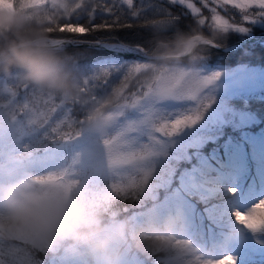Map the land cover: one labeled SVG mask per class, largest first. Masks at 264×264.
Masks as SVG:
<instances>
[{
    "label": "trees",
    "instance_id": "obj_1",
    "mask_svg": "<svg viewBox=\"0 0 264 264\" xmlns=\"http://www.w3.org/2000/svg\"><path fill=\"white\" fill-rule=\"evenodd\" d=\"M98 2L99 0H66L65 11H59L57 15L52 16V22L46 17L43 19L41 18V14L45 16L43 9H31V12L29 13L30 19L17 25L9 26L8 30L0 35V49L8 48L13 41L19 39L20 35H23L32 41L42 37L51 40L52 35H73L68 33L50 34L48 29L53 23H67L68 17H73L71 22L76 23L77 21L75 20V17L83 16L93 3ZM143 5L148 9L145 13L148 18H152L155 15H164L163 12L159 11L160 8H164L171 9V14L179 19L170 23L168 26L157 22L150 29L144 28L141 26L143 24V19L137 20L127 16L126 13L128 12V9L126 6H121L117 2V7H122L120 13L122 17L121 23L131 24L132 27H114L111 29L98 30L79 37V39L86 41V43H94L96 41H119L127 45H143L146 49L145 52L149 55H167L173 53L177 47V41L184 36H197L202 34L211 40L212 38H215L216 43L222 45H227L238 39L235 35L236 33L233 31H231L230 34L223 36V38H217L215 35H212V33L210 34L208 31L198 26L195 18L191 13L187 12L189 10L180 4H170L165 0H143ZM134 6L138 9L140 8L139 0H134ZM224 13L226 16L237 17V12L235 10H233L232 13H228L226 10ZM105 18L111 23L110 18ZM101 22L102 18L97 14L95 23L99 24ZM80 23L86 25L87 20L81 18ZM262 32L263 33L254 32L253 35L264 37V28ZM251 43H255V45L258 46V56L253 54L249 55L247 53L243 54V48ZM44 50L49 52L53 60L64 69L65 73H67L66 75L75 85L74 91L72 93H64L47 90L29 82L23 75L24 71L18 67H12L9 70L0 67V104L4 105L3 107H0V117H6V112L9 111L11 100L15 99V96H12L10 99L9 94L13 92L15 94H20L23 92L24 88H27L29 90L35 89L40 93L46 94L47 97L59 98L61 103L77 105L75 116L79 120H86L85 125L92 128L94 125L92 121L94 113L99 112L101 117H104L109 115L116 106L123 103H130V107L133 105L132 103L136 102V100L145 96L146 92L150 90L147 82H150V85H153L158 80L155 79L150 81L149 77L154 73L160 77L161 72L164 70L161 69L155 71L154 68H158L160 64L166 65L168 63L169 65L165 67L166 69L174 63H176L177 66L188 64L184 61L179 62L178 60L176 61L172 59H163L156 63L143 60L142 62L144 64L152 68L147 67L142 70L136 79L129 85V89L126 90L124 94L118 95V89L122 86L120 83L119 71L114 73L107 85L95 88L94 91H89L88 89H91L92 85L85 83L89 77L79 69L78 62L81 64H89L93 61H97L101 68H111L110 66L115 67L120 64L118 67L119 69L125 64L136 62L138 58L124 55L123 59L118 60L113 56V53L85 46H75L69 49L48 48ZM215 55L221 56L217 59L218 61L215 65H218V67L222 69H238L242 65L264 68V46L260 42L257 43V41H247L244 44H241L237 50L232 52L220 51L212 48L209 52L208 59L206 60L208 65L211 64L210 61L216 57ZM189 64L192 66H199V64H202L201 67L207 68V64H205L204 61L197 64ZM210 66H214V64H211ZM93 68H96V64L93 65ZM230 79L227 81H230ZM23 82H28V84ZM8 86L9 88H7ZM232 101L236 106L235 107L232 104L235 111H229L228 113L225 112L224 117L221 118L223 121L221 120L218 121V123H210L211 119L203 120L204 123H199L198 128L196 127L197 130H195V133H199L197 136L213 139L217 137L215 141L208 139L207 142L203 144V148L199 149L202 151L200 154H202V157H204L207 162L204 168H202L204 164L203 158L197 160V154L193 148H189L185 153V156H177L178 158L172 157L173 161L171 162V165L166 167L163 172V179L156 185L154 191L149 194V198H144L142 201V196L146 194L139 195L138 199L112 197L107 200L105 199L102 205L99 206L94 204L95 199L93 202V200L82 198L78 206L62 208L60 210V216L57 218L58 224L50 231L52 235L49 234L51 241L48 246H45V244L40 241L32 243L28 239H20L8 225H3L2 228H0V248L3 250L7 249L9 246L19 248L20 253H17L16 257L20 254L21 259L25 262L23 263L27 264L25 257H28L30 248H36V244L38 246L41 244L39 249L44 253L47 259V264H58L61 260V254L64 255V248H62L63 245H66L67 247L65 248L67 249H75L73 246L74 243H77L80 246L89 245L91 242L89 236L91 237L94 231L98 230L100 228L99 226L103 225L104 222L110 224L111 221L124 219L123 240L129 247L130 251L142 258L144 262L147 264H164L167 259H183L185 255H177V250L169 244V237L165 238V240H159V236H156L154 233L155 231L166 227L165 222L168 220L166 218L167 215H156V217L153 218L149 217L147 213H144V210H151L160 205V191L169 185L171 178L174 176L175 180L170 183V185L173 184L170 187L174 188V191L172 190L171 194L174 198L181 196L179 191L183 192V194L186 193L182 186V182L188 176H190L188 178V180H190L188 189H190L194 195L205 188L211 193L214 190L215 193L218 195L221 194V197L225 198V195L222 193L223 190L221 188H216L217 182L221 181L223 178L225 179V176H229L230 174L233 175V172L236 171V167L234 168L232 165L235 164L234 161H231L228 157V155L234 154L235 151H233L232 148H225L223 144V146L220 145L216 147V144L218 142V144L222 143L224 136L227 135L235 136L237 141L248 145L251 137L250 134H255L258 130L264 129V91L247 92L245 90H238L237 97L233 98ZM245 104L250 106H245ZM11 108L14 111L12 106ZM238 109H241L246 113L250 111L257 114L260 118V122H256L257 124L251 127L244 126L242 129H237L231 122L233 121V118H237L240 115ZM246 130L250 134L245 133ZM41 133L42 132L37 135V131L35 130L33 132L34 138L40 137ZM192 150L193 156L190 155V151ZM183 151L182 147V149H179L175 155L182 154ZM22 156L24 155L22 154ZM237 165L241 166L240 162H238ZM206 179L207 182H205ZM226 179L230 183H234L231 181L232 177H227ZM193 181H196L197 184L201 183L198 190L195 189L196 183L194 184ZM219 187H221V185H219ZM192 192H190V194L187 193L188 195H192L191 197L195 203L194 205L191 203L192 209L190 210L192 213L194 232L193 242L190 243L195 250L190 253L193 254L195 251L197 254L202 253L206 256L209 255L210 252H219L223 249V240H226L228 247L231 249L236 243V235L241 233V229L235 227L232 228L230 227V224L225 221H220L218 219L219 217H216L218 211L226 207L227 203L222 200V198L213 196L212 200L209 201L213 202L212 207L206 208L205 206L209 204V202L205 205L198 198L193 197ZM137 214L144 216H142V218H137ZM2 215L5 219L9 218V215L5 213ZM210 221L211 223H209ZM16 225L22 226L23 224L19 222ZM146 231H151V235L143 236L142 234ZM249 232V235H247L249 246L256 243L259 250L264 248V232ZM19 240H24L25 243L20 245L17 243ZM156 243H158L160 247H156ZM175 246L180 251L181 248L178 245ZM234 256L237 257V264H264V257L256 259V253L254 254V257L247 258L245 256L243 258L238 251ZM155 259L157 260V263H154L153 260Z\"/></svg>",
    "mask_w": 264,
    "mask_h": 264
},
{
    "label": "rangeland",
    "instance_id": "obj_2",
    "mask_svg": "<svg viewBox=\"0 0 264 264\" xmlns=\"http://www.w3.org/2000/svg\"><path fill=\"white\" fill-rule=\"evenodd\" d=\"M53 3L57 6V8L55 12L51 13L52 16L57 15L59 11H65L66 0H53ZM14 5H16L17 10L23 14V19L20 23L30 19L29 13L31 10H22L21 0H14ZM233 10L235 9H231L230 7L227 9L228 13H232ZM43 13L45 16L41 14L42 19L49 15V12L47 11L43 10ZM222 14L225 15L224 11H222ZM204 15H209L207 9H205ZM240 15L241 14L237 12V17H235V21L237 23L240 22ZM248 27L251 32L248 31L246 33H240L233 31L236 33L235 35L238 39L235 42L233 41L227 45H224L223 48H225V51L232 52L237 50L240 47L241 40L254 36V32L263 33L262 30L264 28V22L250 24ZM8 28L9 26H0V35L7 31ZM205 30L210 34L212 33V35H215V31L217 29L213 28L211 30ZM230 32L226 34H230ZM223 36L226 35L216 37L223 38ZM261 38L264 39V37ZM51 41L52 39L50 40L46 37H42L34 40L33 43L43 47L45 44L49 46L52 45ZM261 44L264 46V43ZM43 49H48V47H43ZM211 50V47L208 48L206 46H199L191 55L176 59L179 62L184 61L192 64H197L204 61V63L207 64V68L201 67L203 63L199 64V66L194 65L192 67L191 65H188L189 67L182 66V64L181 66H177V64L174 63L166 69L165 67H167L169 63L166 65L159 63L160 66L158 68H154V70H164L161 72L160 77L155 75V73L149 77L150 81L155 79L158 80L153 85H150V82H147L150 90L146 92L145 96L136 100V102L130 107H127L126 104L118 105V107L116 106V108L111 111L109 115L102 117L106 118L103 128L98 129L95 127V125H93L92 128H89L88 125H85L86 120H84V122L79 126L83 130L81 138L71 145L64 146L67 149V154L62 160H59L56 163H41L39 162L41 158L31 160L29 152L14 145H8L4 149H0V179L6 178L11 173L15 174L17 172H23L30 168L39 166L40 164L45 165L46 168L44 170L34 171L28 177H24L22 179L24 182H30L31 188H22L21 192L36 193L39 195L46 206L45 220L47 222V228L45 230H41L36 227H28L25 225L17 226L16 224H18L19 221L8 212L7 201L4 202L2 200V203L0 204V228H2L3 225H8L11 230H13L15 235H17L20 239H28L32 243L40 241L43 242L45 246H48L51 241L49 234L52 235L50 231L58 224L57 218L60 216V210L62 208L78 206L82 198L86 200H93V202L95 199L94 204L96 206L102 205L105 199L107 200L112 197H118L115 195V190H111V185L113 183H121L126 181L129 177L142 176L144 171H151L152 176L150 177L149 182L140 192V195L146 194L142 196L143 201L144 198L150 197L149 194L154 191L156 185L163 179V172L168 165H171V162L173 161L172 157L178 158L177 156H185V153L189 148H193L197 154V160L203 158L204 164L202 168H204L207 162L205 161L204 157H202V154H200L202 151L199 149L203 148V144L207 142L208 139L215 141L217 137L213 139L197 136L199 133H195V130H197L198 124H203V120L208 119H211L210 123H218V121H221V118L224 117L225 112L228 113L229 111H235V108L232 106V99L237 97L238 90H245L247 92L264 91V68L262 69L253 66L242 65L238 69H222L219 68L218 65H215L217 64V59L221 57L218 55H215L216 57L210 61L211 64H214V66H210L211 64L208 65L206 60L208 59L209 52ZM258 50V46H256L255 43H251L243 48V54L247 53L249 55L253 54L258 56ZM145 54L147 53L145 52ZM119 65L115 66V68L118 69ZM110 67L112 68V66ZM147 67L149 66L146 65V68ZM216 73H220L219 78L214 80L209 86L205 88L203 86V78L215 75ZM23 75L26 77L25 73ZM229 79L230 81H227ZM23 83L28 84V82ZM7 88H9V86ZM13 94L15 93L13 92ZM192 96H195L196 100H191L190 97ZM208 98H211L214 103L212 104L211 108L207 110L203 119L198 122L196 126L182 130L175 136L167 138L162 137V135L156 131V127L162 125L163 123L189 114L191 109L196 106L198 100ZM245 106L250 105L245 104ZM13 112L14 111L10 106L9 111L6 112V117H0V137L4 138L6 144H8L9 134L14 128L17 127L13 124ZM238 112L240 115L237 118H233V121L231 122L237 129H242L244 126L251 127L256 125V122H260L258 115L253 112L249 111L246 113L241 109H238ZM20 128L22 129L21 134L27 138L25 143H27L29 139L34 138L33 132L35 130L37 131V135L42 132V130L36 126H29L26 121L21 122ZM258 131H260L259 134L251 135L253 137H257L259 135V137L264 139V134L261 135V132L264 133V129H260ZM245 132H247V130ZM44 134L45 133L42 132L40 136ZM116 136L121 137V142L124 145L125 151H142L145 146L152 145L157 148L160 154L150 158L147 161L141 162L139 165H128L120 168H114L109 163L108 149L104 144V140L111 139ZM226 136H224L222 143L218 144V142V145L216 144V147L220 145L222 146L223 144L225 148H232L233 151H235L234 154L228 155L230 160H233L235 163L232 165L237 166L238 162H240L241 166L245 165L244 160H246L248 157V151L245 149L246 145L238 141L236 142L234 140L236 138L235 136V138L233 136ZM250 141L253 145L250 146V153L252 152L253 155H251L255 158L257 163L256 169L262 172L264 170V164H262L260 161L264 158V140L263 143L256 139ZM0 144H3V141H0ZM182 147L184 150L182 154L175 155L179 149H182ZM193 150L190 151L191 156H193ZM22 154L24 156H22ZM237 157H239L238 161H236ZM67 168H69V170H67ZM241 174H243V172ZM49 175L62 177V179L57 183L42 184L37 181L38 177ZM189 177L190 176L183 180L182 186L184 187L186 193L190 194L192 191L188 189L190 183V180H188ZM227 177H232L231 181L234 183H230L226 179ZM207 179L205 182H207ZM237 179H239V177L234 173V175L230 174L229 176H225V179L223 178L221 181L217 182L216 188H221L223 190L222 193L225 195V198L221 197V194L218 195L215 193L214 190L211 193L205 188L195 195L192 192L193 197L198 198L205 205L207 202L212 200L213 196L222 198V200L227 203V206L218 211L216 217H219L218 219L220 221H225L226 223L230 224V227L232 228L235 227L241 229V233L237 234L235 238L238 245L244 247L239 249V254L243 258L245 256L254 257L255 253H259V256H264V248L258 252V246L256 243L249 246V240L247 239V235H249L247 232L248 229L238 224L235 220V217L232 215L233 211H247L258 200L264 199V189L260 193H258V191H253V202L251 204L245 205L243 203V199L237 195V192L233 194L228 191V189L232 187L237 189L235 186ZM173 180H175V176L171 178L170 183ZM170 183L169 185L166 184L169 186H167L168 188L173 185H170ZM239 183L241 184V181ZM22 185L28 186L26 183H15L11 185V187L13 190L19 192ZM200 185L201 183H196L195 189L198 190ZM219 185H221V187H219ZM166 190L160 191V194H163ZM164 195H166V192ZM188 196L191 197L192 195ZM168 197L170 198V196ZM163 201H165L167 207L171 203L170 199H164ZM176 203L178 204V207L181 208V210L184 208L190 209L192 208L191 203L193 205L195 204L192 197L189 199L183 193H181V196L177 197ZM157 207H155L153 211L150 209H146L145 211L147 212L150 210L148 212L149 214H157ZM2 212L9 215V218H3ZM189 221L190 220L185 219L184 222L186 226H189ZM122 227L123 222L119 221L116 224V227L108 226L106 229L110 228L112 233L117 232L118 234H122ZM184 230H187V232ZM191 232L192 229L189 226V229L184 228L173 235V237L169 235V244H171L173 248L177 250V255H185V257L183 259H167L166 261L164 260V264H195L197 258H200L204 261L215 260L218 257L225 255H234L238 250L237 248L227 249V247H225L226 240H223L222 244L225 248L224 251L219 254L205 256L199 252V254H197L195 251L193 254H191L190 252L195 250V248L191 246V243L188 240L189 237H186ZM160 236L161 237H159V240H165V236L167 235L161 233ZM242 238H244L243 242ZM177 241H180V243H177ZM175 245H178L181 248L180 251ZM39 246L36 244V249H39ZM155 246L160 247L158 243H156ZM113 251L115 252V250ZM3 252L8 254L7 257H4L8 261V264L25 263L24 260L21 259L20 254L16 257L17 253H20L19 248L9 246ZM110 254L112 253H109L108 251L105 253H99L100 257L102 256V259H105L106 261L108 260ZM151 256L154 257L153 255ZM123 257L124 256H121L119 259L123 260ZM28 259L29 257L26 256L25 261L27 262ZM114 259L115 257L112 260L114 261V264H120L119 261H115ZM224 259L225 264H228L226 256ZM153 261L154 263H157L156 259ZM179 261H183L184 263ZM110 262L111 261H107L106 264H110ZM137 263L142 264L138 260Z\"/></svg>",
    "mask_w": 264,
    "mask_h": 264
},
{
    "label": "snow or ice",
    "instance_id": "obj_3",
    "mask_svg": "<svg viewBox=\"0 0 264 264\" xmlns=\"http://www.w3.org/2000/svg\"><path fill=\"white\" fill-rule=\"evenodd\" d=\"M117 2L121 6H126L128 12L127 16L133 19H143L144 28H151L155 23L159 22L162 25L168 26L178 17L171 14V9L160 8L159 11L164 15H155L148 18L145 13L148 11L143 5V0H139L140 8L134 6V0H99L98 3H93L91 7L83 16L75 17L76 23H72L73 17H68L67 23H53L49 27L50 34L55 33H68L73 34L69 36L52 35V41L57 46L69 49L86 41L79 39L90 32H95L103 29H111L114 27H132L131 24L121 23L122 7H117ZM170 4H180L189 10L191 15L195 18L196 24L203 29L211 30L213 28L229 33L236 31L246 33L250 31L248 25L257 22H264V0H168ZM235 9L239 12L240 22L235 21L234 16H226L222 11L228 8ZM34 8H42L44 11L49 12L46 17L52 22V12L56 11L57 6L53 0H21L22 10H31ZM205 9L209 15H204ZM97 14L102 18V22L97 24L95 20ZM111 19V23L108 19ZM81 18L87 20V24L80 23ZM211 48H220L224 45L220 43L209 42ZM95 48L104 47L113 50V56L116 59H123L125 55L124 49L131 48L138 56L136 62L132 64H125L119 69L101 68L97 61L89 64H81L78 62L79 69L89 79L85 81L86 84H91L92 88L89 91H94L95 88L107 85L109 80L113 77L114 73L120 72L121 87L118 89V95H122L129 89V85L136 79L138 74L146 68V64L142 61L145 59L144 53L146 51L143 45H127L123 42H105L96 41L92 45ZM96 64V68L93 65ZM220 73L203 78V86L206 88L214 80L218 79ZM19 91V90H18ZM15 96L11 100V105L14 108L13 124L17 127L9 134L8 144L5 143L3 137H0V149H4L8 145H14L23 148L29 152L31 160L41 158V163H56L62 160L67 154V149L64 146L71 145L79 140L83 134V130L79 127L82 123L75 116L77 105L61 103L59 98L47 97L46 94L40 93L35 89L29 90L25 88L22 94H9V98ZM94 98V97H93ZM191 100H196L195 96L190 97ZM214 101L211 98L200 99L197 101L196 106L191 109L189 114L183 115L174 120H169L162 125L156 127V131L167 138L175 136L190 127H194L200 122L207 110L211 108ZM0 104V107H3ZM26 121L29 126H36L44 132L38 138L27 139L21 134V122ZM158 143V142H157ZM104 144L108 149L109 163L114 168H120L128 165H139L141 162L147 161L160 153L157 148L148 145L142 151H125L124 145L121 142V137L116 136L111 139H105ZM152 176L151 171H144L142 176L129 177L126 181L121 183H113L111 190H115V195L124 199H138L141 190L149 182ZM62 179L58 176H43L38 177L39 183H57ZM193 183H197L193 181ZM229 192L235 194L237 189L235 187L229 188ZM187 198H191L185 193ZM213 202H209L205 207L211 208ZM238 224L242 225L253 233L264 232V199L258 200L247 211L236 210L232 212ZM211 223V221L209 222ZM214 227V225H213ZM18 244L23 245L24 240L17 241ZM180 243V241H177ZM226 246V245H225ZM228 264H237V257L234 255H225ZM225 256L218 257L215 260L204 261L197 258L195 264H225ZM27 264H47V259L40 249L30 248L28 252ZM0 264H8L4 258V252L0 249Z\"/></svg>",
    "mask_w": 264,
    "mask_h": 264
},
{
    "label": "clouds",
    "instance_id": "obj_4",
    "mask_svg": "<svg viewBox=\"0 0 264 264\" xmlns=\"http://www.w3.org/2000/svg\"><path fill=\"white\" fill-rule=\"evenodd\" d=\"M22 19L23 14L17 10L14 0H0V26H14L19 24ZM222 35H226V33L218 29L215 31V36ZM208 40L209 38L202 34L200 40L195 39L194 36H184L177 41V47L171 54H191L202 43L210 48ZM211 42L216 43L215 38H212ZM0 67L5 70L18 67L24 71L29 82L47 90L72 93L75 88L64 69L53 60L51 54L23 35L13 41L6 50L0 49ZM92 121L95 127L100 129L103 128L106 118H102L97 112L93 114ZM7 210L25 226L41 230L47 228L46 206L36 193H10ZM108 246L107 240H100L93 244V247L100 252L106 251ZM110 264H114V261H111Z\"/></svg>",
    "mask_w": 264,
    "mask_h": 264
},
{
    "label": "water",
    "instance_id": "obj_5",
    "mask_svg": "<svg viewBox=\"0 0 264 264\" xmlns=\"http://www.w3.org/2000/svg\"><path fill=\"white\" fill-rule=\"evenodd\" d=\"M248 40H257V41H263L264 39H261V38H254V37H249V38H244V39H242L241 40V43H244V42H246V41H248ZM210 41H208V43H209ZM80 45H83V44H80ZM88 45V44H87ZM93 44H91V45H89V46H92ZM201 45H204L203 43L201 44ZM52 46V45H51ZM100 48H104V47H100ZM216 49H219V50H224L225 48H223V47H220V48H216ZM185 55H182V56H179V55H177L176 57H184Z\"/></svg>",
    "mask_w": 264,
    "mask_h": 264
}]
</instances>
